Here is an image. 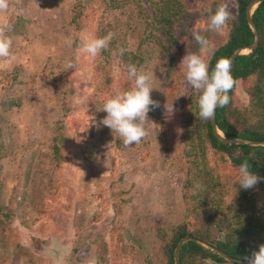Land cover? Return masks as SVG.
<instances>
[{
    "label": "rangeland",
    "instance_id": "1",
    "mask_svg": "<svg viewBox=\"0 0 264 264\" xmlns=\"http://www.w3.org/2000/svg\"><path fill=\"white\" fill-rule=\"evenodd\" d=\"M91 2L82 4L88 15ZM229 2L232 12L235 1ZM76 3L10 0L7 11H0V23L12 26L14 56L0 58V76L21 66L18 83L0 86V264H84L87 256L111 252L116 264H159L158 231L184 218L178 139L191 87L179 65L190 52L188 40H180L176 57L174 117L165 119L164 133L161 124L155 122L160 127L155 129L148 121V137L126 146L108 127H97L106 116L99 110L104 99L95 88L92 58L81 46L96 38L99 20H111L135 51L141 25L129 9L106 11L96 3L94 16H81L76 27L71 21ZM143 54L139 70L151 75V97L158 99L166 57L152 44ZM69 60L76 69L65 71ZM113 70L122 79L116 64ZM236 96L239 104L245 102L240 85ZM58 132L65 150L56 167L51 147ZM2 223L8 225L5 235Z\"/></svg>",
    "mask_w": 264,
    "mask_h": 264
},
{
    "label": "trees",
    "instance_id": "2",
    "mask_svg": "<svg viewBox=\"0 0 264 264\" xmlns=\"http://www.w3.org/2000/svg\"><path fill=\"white\" fill-rule=\"evenodd\" d=\"M234 1L232 18L223 31L217 34L204 29L209 17L223 0H92V8L88 12L90 15L98 11L96 3L98 9L102 7L106 11L129 9L141 25L137 48L132 51L127 48L116 22L98 21L96 38L109 32L116 35L108 49L92 58V77L96 90L105 101L116 91L129 89L133 81L128 77L127 66L132 64L139 70L144 61L145 46L154 45L167 62L162 94L158 99L152 98L159 102L160 107L150 110L148 117L149 122L161 124V132L164 133L163 105L173 102L175 106L177 101L179 67L176 57L180 40H188L190 53L200 52L198 44L192 39L194 31H201L212 41L214 51L206 53L210 68L220 58L230 60L236 48H244L252 43L254 33L246 18V8L252 0ZM83 3L84 0H77L73 7L71 21L76 27L81 26L80 17L88 15L83 12ZM251 18L258 33L257 46L247 53L236 55L231 69L236 80L234 89L229 93L231 102L226 107L217 108L215 122L217 129L226 138L264 140V0L254 7ZM120 48L126 49L122 56L119 54ZM114 64L121 70L120 80H116L114 75ZM20 71L19 65L14 66L10 72H3L0 86L5 88L4 84L9 86L18 83ZM238 85L245 97L243 104L237 102ZM199 95L190 89L180 117L178 146L183 161L180 184L184 218L178 224L158 231L162 253L159 264H174L175 247L186 234L199 239L205 246L193 240L186 241L180 250L179 264H234L235 261H228L211 249H219L240 259L264 244V179L255 188L248 190L237 183L239 165L245 160L250 163L251 171L264 177V146L218 140L210 120L198 118ZM160 127L155 126V129ZM56 134L52 139L51 157L58 167L65 146L62 134ZM144 142L146 144L147 139ZM167 147V140H161V152L165 157L169 155ZM2 230L5 235L8 230L6 223H2ZM116 256L115 252H111L108 257L100 256L99 264H116ZM147 263L152 264L150 261Z\"/></svg>",
    "mask_w": 264,
    "mask_h": 264
},
{
    "label": "clouds",
    "instance_id": "3",
    "mask_svg": "<svg viewBox=\"0 0 264 264\" xmlns=\"http://www.w3.org/2000/svg\"><path fill=\"white\" fill-rule=\"evenodd\" d=\"M9 3L10 0H0V11H7ZM231 18L230 2L223 0L214 14L209 17L204 31L219 34ZM11 30L10 24L0 23V58L8 60L14 59L11 51L13 40L8 35ZM115 35L109 32L103 37L84 40L81 52L95 58L102 50L108 49ZM192 39L198 44L200 52H188L182 57L179 66L185 70L186 83L191 89L200 93L197 100L198 118L209 121L213 119L217 108L226 107L231 102L229 93L234 89L236 80L232 74L231 61L227 58H220L215 66L210 68L209 56L206 53H213L215 45L212 41L199 30L192 33ZM125 51L126 49L120 48L119 54L122 56ZM72 69H76V64L69 60L65 65V71ZM127 72L129 79L133 81L132 86L124 91H116L104 101L103 107L99 110L106 112V116L99 121L97 127L101 125L108 127L112 133L119 135L124 145L129 146L140 143L150 134L148 113L160 107V104L151 97L154 87L151 84L149 73L138 70L132 64L127 66ZM163 108L164 118L171 120L177 111L173 102L171 104L166 102ZM152 126H155L153 121ZM262 179L264 177L251 171V165L247 160L239 165L237 183L241 188L253 189ZM84 264H99V260L95 256H87ZM234 264H264V244H261L258 250H254L250 255L241 257Z\"/></svg>",
    "mask_w": 264,
    "mask_h": 264
},
{
    "label": "water",
    "instance_id": "4",
    "mask_svg": "<svg viewBox=\"0 0 264 264\" xmlns=\"http://www.w3.org/2000/svg\"><path fill=\"white\" fill-rule=\"evenodd\" d=\"M260 1L261 0H252L247 5V8H246V18H247V21H248L249 26L251 27V29H252V31L254 33V39H253L252 43L249 44L248 46H246L244 48H236L232 52V54L230 56V60H231L232 67L234 65L235 57H236L237 54L242 53V50L243 49L251 50V49H253V48H255L257 46V43H258V33H257V30L255 28V25H254V23L252 21L251 13H252L254 7ZM210 123H211V126L213 128L214 134L216 135V137L218 138V140H220L222 142H225V143H236V144H247V145H253V146H257V145L264 146V140H250V139L237 138V137H234V138H226V137H224V135L217 129V125H216V122H215V115H214L213 119L210 120ZM188 240H193L194 242H196V243H198V244H200L202 246H205L203 244V242L200 241L199 239H196L193 236H191L189 234H186L185 236H183L179 240V242L177 243V245L175 247V253H174V258H173L174 259V264H179V254H180L181 247ZM211 250H212V252L221 255L223 258H225L228 261H238V260H240V259H235V258L229 256L228 254H226L225 252H223V251H221L219 249L212 248Z\"/></svg>",
    "mask_w": 264,
    "mask_h": 264
}]
</instances>
